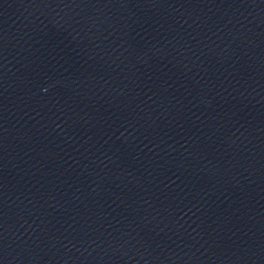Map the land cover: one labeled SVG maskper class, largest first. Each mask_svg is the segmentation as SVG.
<instances>
[{
	"label": "water",
	"instance_id": "water-1",
	"mask_svg": "<svg viewBox=\"0 0 264 264\" xmlns=\"http://www.w3.org/2000/svg\"><path fill=\"white\" fill-rule=\"evenodd\" d=\"M0 264H264V0H0Z\"/></svg>",
	"mask_w": 264,
	"mask_h": 264
}]
</instances>
